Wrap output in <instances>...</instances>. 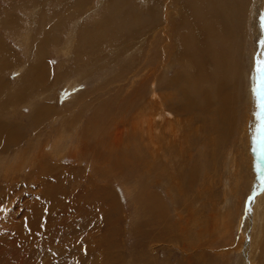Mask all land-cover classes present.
<instances>
[{"label":"rangeland","instance_id":"374dc122","mask_svg":"<svg viewBox=\"0 0 264 264\" xmlns=\"http://www.w3.org/2000/svg\"><path fill=\"white\" fill-rule=\"evenodd\" d=\"M191 2H168L176 12L166 37L149 48L139 36L148 37L164 0H0V264H264V82L256 71L264 60V0H247L243 94L215 162V106L207 123L192 117L189 124L176 106L198 69L200 88L215 83L218 58L239 40L223 6L211 2L198 14ZM182 32L195 39L198 52L190 53L199 67L184 56ZM178 72L182 83L162 98ZM146 112L163 143L160 159L150 156L145 124L131 126ZM167 118L180 134L173 142ZM233 154L241 178L231 174ZM193 161L191 189L183 183L175 193ZM235 180L237 193L229 192Z\"/></svg>","mask_w":264,"mask_h":264},{"label":"bare ground","instance_id":"6f19581e","mask_svg":"<svg viewBox=\"0 0 264 264\" xmlns=\"http://www.w3.org/2000/svg\"><path fill=\"white\" fill-rule=\"evenodd\" d=\"M170 0H164L163 3V8H161L163 13H158L159 18L157 19V23L155 25H149L147 26V30L148 31V37L144 38L143 34H145L146 32H142V34H140L139 37H141L139 39V41H141V43H144L145 46H148L149 48L152 47L153 43L155 42V40L157 39V37L160 35L161 38H165L166 34H167V28H168V18L170 16H172L176 10H174L173 8H169L167 6L168 2ZM211 2H216V4H219L221 6H223V10L225 11L227 17H229L230 20V24H231V28L233 30L236 31L235 36H238V40L237 43H234L233 45H231L230 49L228 52L224 53L223 55H221V57L218 58V67L215 68L217 69V79L215 81L214 84H211L210 87L208 88H203V86H201L200 88V84L197 83V81H199V79L204 78L205 77L202 75V72L198 69V74L200 75V77L198 76L197 81L194 82V80H192L190 78V76L186 77L185 79L190 83H193V87L188 86L187 88L190 89L192 92L190 93V95L188 96L187 94L184 95V98L182 100L181 103H177V108H176V114L177 115H182L185 120H189L186 121L188 124L191 120V118H194L195 122H201L204 121L205 123L208 122V117H206L208 113H206V111H208L212 106H215L214 108H212V111L210 114V118L213 119L214 121V125H215V137L212 139L211 142L214 141V144L211 148V153L213 155V159L215 162V159L217 158V154L218 152L221 150V146L223 144L224 141H226L227 135L228 133H230L229 131L231 130V124L233 123L232 121V114L234 116V114L236 115V111L234 104L236 103V100L239 99V96H241L240 94H243L241 91L244 87V85L242 84V79L240 80V78H242V76L239 74L240 71V59L242 58L241 56V47H242V35L239 34V31L242 30V25H243V21H244V16H245V9L249 7L250 4H247V0H210L209 2H206V5L204 4L203 0H192L191 2V6L194 7V11L197 12L198 14H201L204 7L207 9V7H209V4ZM249 2V0H248ZM182 3V2H181ZM184 3V2H183ZM251 3V2H249ZM188 5V2L186 3ZM190 7V6H189ZM208 10V9H207ZM209 11V10H208ZM221 13V12H220ZM247 14V13H246ZM201 16V15H200ZM177 18V17H176ZM179 20V18H177ZM198 19V18H197ZM163 20V24L161 25V21ZM208 20V19H206ZM125 21V20H124ZM123 22V21H122ZM171 23V22H170ZM176 23V22H175ZM178 23V22H177ZM108 24V23H107ZM159 24V25H158ZM254 24V23H253ZM176 25V24H175ZM229 25V24H228ZM174 26V25H173ZM200 26V25H199ZM209 26V25H208ZM153 27V28H152ZM201 28V27H200ZM114 30L115 28H109V30ZM207 29V28H206ZM201 30V29H200ZM229 31V30H227ZM174 32V30H173ZM176 32H174L175 34ZM179 33V32H178ZM100 34V33H99ZM191 34V33H190ZM187 32H182L179 37L177 39L180 38V41L183 45V53L184 56L186 57V60L189 61V59L191 60V62L188 63H194V65H196L195 67H199L196 63L199 64V58H196L194 55L195 53L191 54L190 52H198L196 49V45H195V39ZM89 36V35H88ZM170 37V36H169ZM174 37V36H173ZM213 39V44L215 46L218 45L219 40L217 38V36L212 34ZM229 39V38H228ZM169 38L168 40L165 39L164 44L162 45V48H160L159 51V57L161 59H163L161 62V69L163 67H166L167 63V59H165V52L164 48L166 47V44L169 42ZM168 41V42H167ZM210 41V40H209ZM231 41V39H230ZM233 42V41H232ZM236 42V41H235ZM171 43V42H170ZM226 44V43H225ZM228 45V44H226ZM222 46V45H221ZM230 46V45H229ZM218 47V46H217ZM225 47V46H224ZM244 51V50H243ZM223 52V51H221ZM251 55V54H250ZM164 57V58H163ZM196 60V63H195ZM202 60V59H201ZM43 68V67H42ZM194 68V67H193ZM184 69V68H183ZM204 69V67H203ZM39 70V69H38ZM37 70V71H38ZM194 70V69H193ZM36 73V72H35ZM40 73V72H39ZM156 73V72H155ZM161 74V72L159 73ZM151 75V74H150ZM159 76V75H158ZM213 76V75H212ZM148 77V76H147ZM37 78V77H36ZM167 78V77H166ZM173 79V80H171ZM168 80L167 83H165V91L161 94L162 98H165V95L167 96V94L169 95V92L167 93V90L173 88V86H175L177 83L181 84L182 83V77L180 75V73L178 72L175 76V78H171ZM213 79V77L211 78ZM31 82V81H30ZM153 82V80H152ZM151 84V83H150ZM207 85V82H206ZM182 86V85H181ZM208 86V85H207ZM180 87V86H179ZM235 87H237V91L238 93H235L233 90H235ZM152 88V87H151ZM179 89V88H177ZM175 90V89H174ZM153 91V90H152ZM155 91V89H154ZM249 91V90H248ZM176 93V91H175ZM17 95V94H16ZM254 92L253 89L250 92V96H253ZM153 96H156L155 94H153ZM243 96V95H242ZM160 97V98H161ZM237 98V99H236ZM252 98V97H250ZM151 99V98H150ZM169 102V101H168ZM185 102V104L183 103ZM157 103V102H156ZM251 104V103H250ZM249 105V104H248ZM155 106V105H154ZM251 106V105H250ZM254 106V105H252ZM252 106L250 108H252ZM255 107V106H254ZM168 108V107H167ZM164 110V109H163ZM251 112V110H250ZM249 112V113H250ZM154 113V111L152 112ZM162 114V117L165 118L166 116L163 115L162 112H160ZM254 113V111H253ZM146 114H148V112H146ZM145 114V115H146ZM156 114V113H155ZM175 114V113H174ZM144 117H138L136 116V118L134 117L133 120L131 119L132 123L131 126L133 128H142V126L138 123V120L141 121V123L145 124V130H144V136H146L149 141L147 142V148L149 150L150 156L152 159H160L161 157H163L164 155H166L164 152V148H163V143H159L157 141L154 140V136H153V121L155 119V117L153 116L154 114H148ZM238 115V114H237ZM160 116V115H159ZM254 116V115H253ZM250 119V115L248 116ZM236 118V117H235ZM168 119V121H167ZM166 120V127H167V131L169 133V136L171 137V139H169L170 142H173L175 140V138L180 135L177 132L175 123L173 120L167 118ZM173 119V117H172ZM178 119L177 125L182 127L183 126V118L179 117L176 118ZM252 119V118H251ZM236 120V119H235ZM186 123V124H187ZM142 124V125H143ZM164 124V123H163ZM250 125V124H249ZM256 125V124H255ZM204 127V126H203ZM252 127V126H251ZM194 128V127H193ZM197 129V127H196ZM253 129V128H252ZM133 130V129H132ZM141 130V129H140ZM183 131V129H181ZM198 130V129H197ZM200 130V129H199ZM247 130V129H246ZM125 131V130H124ZM164 131V130H163ZM196 131V130H195ZM235 131V130H234ZM252 131V130H251ZM127 132V131H125ZM246 132V131H245ZM122 131H118L117 139L118 141L122 140V137L120 136V134H122ZM133 133V132H132ZM136 134V133H135ZM210 134V133H209ZM162 135L163 134L162 132ZM184 135V134H183ZM219 135V138H218ZM245 135V133H244ZM256 135V133H255ZM251 136V135H250ZM134 137V136H133ZM154 137V138H153ZM167 137V136H166ZM249 137V135H248ZM164 138V137H162ZM168 138V137H167ZM172 138H174L172 140ZM243 138V137H242ZM246 138V136H245ZM251 138V137H250ZM158 139V138H157ZM161 140V139H160ZM252 140V139H251ZM134 142V141H133ZM217 142V144H216ZM257 142V141H256ZM169 143V142H168ZM165 144V143H164ZM174 147V146H173ZM258 147V146H257ZM168 148V147H167ZM256 148V147H255ZM179 149V148H178ZM219 149V150H218ZM251 149V148H250ZM244 150V148H243ZM252 150V149H251ZM185 151V149H184ZM174 152V151H173ZM188 152V151H187ZM249 153V152H248ZM252 153V152H251ZM25 154V153H24ZM173 154V153H172ZM235 154V153H234ZM234 154L231 155V164H230V170H231V174H237V176H239V178H241L239 168L237 166V162L235 160ZM183 155V154H181ZM186 155L188 156V154L186 153ZM184 156V155H183ZM251 157V156H250ZM21 158V157H20ZM198 158V157H197ZM184 159V158H183ZM246 160V159H245ZM153 161V160H152ZM185 161V159H184ZM197 161V160H196ZM23 162V161H21ZM149 162V161H148ZM199 162V161H198ZM6 163V162H5ZM188 163V162H187ZM191 166L189 167V169L187 170V174L185 175L184 179L182 182H180L181 184L177 187V192L175 193H181L183 192V190L180 188V186L184 183V185L186 184V187H192V182H193V177L197 175V164L195 163V161L191 162ZM227 163V162H226ZM14 164V163H13ZM154 164V163H153ZM157 164V163H156ZM7 165V164H6ZM148 165H150L148 163ZM17 166V165H16ZM154 166V165H153ZM161 166V165H160ZM258 166V165H257ZM5 167V166H4ZM155 167V166H154ZM157 167V166H156ZM155 167V168H156ZM251 167V166H250ZM249 167V168H250ZM149 168V167H147ZM152 168V167H151ZM146 169V168H145ZM158 169V168H157ZM156 170V169H155ZM154 170V171H155ZM163 170V169H161ZM160 170V171H161ZM7 171V170H6ZM147 171H149L147 169ZM165 171V170H164ZM167 172V171H166ZM162 173V172H161ZM181 173V171H180ZM14 174V173H13ZM229 174V173H228ZM182 176V175H181ZM255 177V176H254ZM178 179V178H177ZM182 179V177H181ZM180 179V180H181ZM243 179V178H242ZM169 180V179H168ZM229 180V179H228ZM251 181V180H250ZM178 183V182H177ZM238 181L235 180V183L231 186V189L229 190V192H233V193H237V187H238ZM171 187V185H170ZM228 188V187H227ZM230 188V187H229ZM188 189V188H187ZM186 189V191H187ZM191 189V188H190ZM189 189V190H190ZM188 192V191H187ZM185 193V192H184ZM191 193V192H190ZM148 194V193H147ZM169 194V193H168ZM172 194V193H171ZM180 195V194H179ZM182 195V194H181ZM155 196V195H154ZM154 196L151 195V198L153 201H156V198H154ZM157 196V195H156ZM175 196V195H174ZM184 196V195H183ZM151 201V200H150ZM175 202V201H174ZM225 202V201H224ZM261 202H262V208H264V191L262 193L261 196ZM225 205V204H224ZM229 205V204H228ZM158 208H160L159 204L157 206ZM228 210L225 214V216L223 217V221L220 222L221 225V232L228 234V232H230V228L232 227V221L231 218V210L230 205L227 207ZM234 211V210H233ZM166 212V211H165ZM187 216V215H186ZM165 221V220H164ZM234 226V225H233ZM258 226V225H257ZM234 228V227H233ZM220 231V230H219ZM242 235V234H241ZM234 239V238H233ZM235 241V240H234ZM233 241V242H234ZM160 243V242H159ZM235 244L232 245V248H235L236 250L240 248V246L242 245L243 241L242 238H238V240L236 242H234ZM234 246V247H233ZM153 248V247H152ZM184 249V248H183ZM223 248L221 249V252ZM230 250L229 247L227 248V250L225 251L226 253H228ZM234 251V250H233ZM187 253V252H185ZM222 254V253H220ZM225 256V255H224ZM227 256V255H226Z\"/></svg>","mask_w":264,"mask_h":264},{"label":"snow or ice","instance_id":"6c2138e0","mask_svg":"<svg viewBox=\"0 0 264 264\" xmlns=\"http://www.w3.org/2000/svg\"><path fill=\"white\" fill-rule=\"evenodd\" d=\"M256 71L258 74H262L261 81L264 82V60L257 61ZM258 89H259V85H258Z\"/></svg>","mask_w":264,"mask_h":264},{"label":"water","instance_id":"95a60500","mask_svg":"<svg viewBox=\"0 0 264 264\" xmlns=\"http://www.w3.org/2000/svg\"><path fill=\"white\" fill-rule=\"evenodd\" d=\"M259 130V129H258ZM263 172V171H262ZM262 176H263V174H262ZM261 179H263V177H261ZM261 179H260V181H261ZM264 183V181L262 180L261 182H260V186L262 185Z\"/></svg>","mask_w":264,"mask_h":264}]
</instances>
